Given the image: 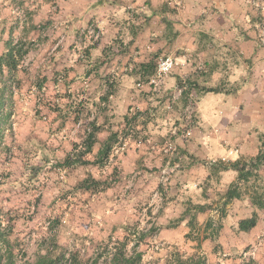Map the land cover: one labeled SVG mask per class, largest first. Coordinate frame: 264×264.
I'll list each match as a JSON object with an SVG mask.
<instances>
[{"label":"crops","instance_id":"1","mask_svg":"<svg viewBox=\"0 0 264 264\" xmlns=\"http://www.w3.org/2000/svg\"><path fill=\"white\" fill-rule=\"evenodd\" d=\"M38 1L36 7L28 9L31 13H27V19L16 24L12 31L16 32L18 41L40 43L39 47L44 51L36 53L31 61L42 63L43 74H49V70L58 72L60 68L70 70L57 82L49 83L50 100L55 99L56 93L70 94L74 88L81 87L85 94L97 88L92 81L100 77L101 70L85 71L86 66L81 63L85 62L86 55L100 59L102 52L111 46V53L100 60L109 61L110 64L105 65L120 83L117 89L127 95L126 104L131 106L129 101H133L143 110L152 109L149 115L152 119L142 118L131 129L134 135L124 137L126 151L118 157V169L124 176L139 171L137 184H132L134 190L145 187L144 183L150 179L147 171L151 167L159 173L163 158H171V155L164 154L160 145L170 123H185V108L192 101L195 108L194 121L189 129L191 136L185 142L181 137L174 139L187 167L173 175L169 186L172 193L176 191V198L161 206L158 217H192L195 211L191 208L199 205L207 209L196 217H219L217 210L208 207H216L218 200L223 202L224 198L216 196L224 195L230 185L240 186L242 182L238 183L237 173L229 169L217 167L210 172L212 167L205 165V161L234 162L240 158H254L260 151V138L264 135V47L256 39V34L259 35L260 29L264 28V22L256 23L259 16L264 20V6L251 0ZM40 23L44 24L43 28ZM259 25H262L260 29ZM90 28L94 29L96 36L87 32ZM86 29L84 37L77 36L80 30ZM41 31H44V38L40 40ZM77 47L84 48L82 53ZM3 52L4 42L0 43V54ZM164 58H170L174 63L164 85L155 90L143 83L138 93L132 91L133 84L127 81L128 77L137 81L148 80L155 63ZM76 62L80 64L70 69ZM127 62H135V65L133 68L129 66L124 71L128 74L123 75ZM181 81L191 84L183 95L178 92ZM209 88H218L219 93H206L205 89ZM20 102L22 100L16 104ZM25 102L31 103L29 100ZM99 124L98 121L96 126ZM79 125L80 122L72 123L71 120L64 122L60 132L50 139L59 140L61 145L54 148L51 144L44 154L54 153L62 160L71 151L69 143L74 133L68 128ZM147 133L150 137L144 143L140 142L143 143L140 148L138 137ZM148 141L158 145L149 151ZM101 147L94 145L83 160L89 161V155L96 156ZM84 167L87 166L58 168L67 173L66 181L60 186L68 185L66 188L72 189L70 186L77 183H72L71 173L77 174ZM261 168L263 171H258V178L262 174L264 177V166ZM114 188L95 194L77 188L74 198L64 197L63 200L66 204L74 202L75 210L71 208L68 213L76 217H132V201L124 196L126 191L119 195ZM249 195L244 197L246 199L231 200L226 205V213H229L226 217H236L243 205L252 207ZM186 209L190 211L184 215ZM253 212L259 218L263 217L258 210ZM107 223L109 230L104 234L110 231Z\"/></svg>","mask_w":264,"mask_h":264},{"label":"rangeland","instance_id":"2","mask_svg":"<svg viewBox=\"0 0 264 264\" xmlns=\"http://www.w3.org/2000/svg\"><path fill=\"white\" fill-rule=\"evenodd\" d=\"M6 1L0 0V43L9 37L13 43H16L18 36L16 32L12 31V28L20 21L27 19V13H31L28 9L31 6L36 7L39 1L9 0L5 3ZM32 1H34L33 4H31ZM263 22L264 20L260 16L256 19L257 25L263 24ZM39 25L40 28L44 27L43 23ZM261 26L259 25L258 28L260 29ZM255 30L257 31V29ZM86 31L87 29L80 30L77 36L84 37ZM42 33L44 31L40 32V40L44 38ZM11 34L13 35L11 36ZM90 35L96 36L95 31ZM256 39H258V34H256ZM97 40L99 39L97 38ZM20 42L23 41L20 40ZM23 43L28 47L29 54L27 53L28 55L23 58L19 69L12 74L9 83L13 87L11 89L12 100L15 103L22 100V103L13 105L12 110L8 111L11 130L5 134L3 142V147H7L8 150L0 147V212L2 217H12L14 234L21 241V250L26 253L25 260L18 264L32 263L40 242L51 235H55L60 244L66 246L70 251L78 252L80 257L86 260L92 257L96 248H99L97 246L107 243L109 237L113 241H123L124 236L131 233L135 234V238L134 236L130 238L132 243L141 234L146 235L138 248L143 253V261L146 264H164L166 255L174 248L185 257L200 254L207 259L209 264H242L247 258L254 259L257 264H264V206L259 208L243 205L240 214L237 213L236 217L234 215L226 217L229 215L226 213V205H224V201L218 200L216 207L209 206L208 208L217 210L216 215L219 217H196L190 236L185 238V235L190 232L186 225L190 217H185L183 222L178 221L181 217H158L161 206L172 202L174 197L176 198V191L174 190L173 194L169 186L173 176L169 184L162 186L160 185V170L158 173L157 169L151 167L147 171V177L150 179L144 183L145 187L140 186L141 190H137L138 188L134 190L132 184H137V178L140 177L139 171L124 176L122 170L118 169L120 163L118 157L126 151L124 137L134 135L131 129L136 127L142 118L151 120L149 115H151L152 109L143 110L142 106L133 104V101H129L132 103L131 106L126 104L128 103L127 95L117 89L120 83L116 81V76L108 71L109 66L105 65L106 63L110 64L109 61L100 60L105 54L111 53V46L105 50V53L102 52L100 59L95 60L92 56L86 55L85 62L81 63L86 66L85 71L101 70L102 76L95 77L96 81H92L97 88L89 94L83 93L81 87L74 88L70 94L56 93L55 99L50 100L49 83L57 82L59 77L66 76V72L70 70L60 68L58 72L49 70V74H43L42 63H34L31 59L36 53L43 52L44 49H40V43L35 44L28 41ZM77 48L82 53L84 48ZM134 55L136 54L134 53ZM157 63L153 67L152 74L157 68ZM79 64V62L73 63V67L70 69ZM134 65L135 62H127L122 74H128L124 71L129 66L133 68ZM128 78L127 81L131 85L133 84L134 90L132 91L136 93L143 83H148V80H132L131 76ZM93 79L94 77L91 80ZM15 83L19 86L17 90ZM62 96L67 98L62 99ZM27 100L31 103L27 104L25 102ZM68 120H71L72 123L80 122L79 126L68 128L70 132L74 133L71 137L73 140H70L69 143L71 146L69 154L74 157L72 159L77 157L86 159L83 154V141L86 135L92 131V124L95 123L94 126H96L98 121L100 123L96 126L98 127L96 131L93 130L96 138L94 145L99 147L106 143L107 135L117 134L116 140L111 144L112 151L108 159L104 161L103 167L98 168L92 165L93 167L82 168V171L77 174L71 173L72 183H77L75 186H70L72 189L66 188L68 185L60 186L63 181H66L65 174H67L58 169L60 166L57 164L62 161L61 158L54 153L44 154V150H48L51 144H54L52 146L54 148L61 145L59 140L54 142L50 139L55 133L60 132L61 126ZM178 123L180 122H173L167 126V132L160 146L164 148L168 143L175 146V152L171 157L177 162L179 161V171H182L187 167V161L180 158L182 153L173 140L171 131L177 128L178 133H181L182 130L187 129V126H184V122H181V125H177ZM149 137L148 133L139 135L137 144L144 143ZM181 138L185 142L189 137L182 136ZM143 143L139 144L140 148ZM73 145H76L75 149H73ZM154 145L158 144L154 141L146 143L149 151L153 150ZM139 147L137 146V149ZM260 151H264V148H260ZM94 155L88 156L92 163L96 158ZM250 159L240 158L239 160L244 163ZM167 161V158H163L160 169ZM228 163L230 162L225 161V164ZM212 170L213 168L210 169V172ZM260 170L263 171L262 168ZM87 176H91L96 181L106 180L108 183H112L110 189L115 187L114 189L119 195L126 191L124 196L132 201L130 207L132 217H76L74 214L70 215L68 210L71 208L75 210L74 202L68 201L66 204L63 198H74L77 185L81 179L83 180ZM258 176L260 174L257 173V177H250L240 186L236 184L240 197L244 198L251 193H256V195L262 196L260 199L264 203V177L263 174L261 178ZM129 184L131 185L130 193V187L124 188ZM201 191L204 192L202 189ZM178 193L181 194L179 191ZM216 197L224 198V195ZM182 198L184 199V194H182ZM253 210H258L263 216L258 218L260 222L258 221L255 229L248 232L239 231L238 221L251 217L254 213ZM101 221L109 222L110 231L108 234H104V231L109 230V227H106L108 223ZM208 222L211 223V227L207 233L216 235L214 241L210 239L196 241V238L203 237L205 225ZM131 246L132 244L129 245V249ZM215 246H218L217 253H214Z\"/></svg>","mask_w":264,"mask_h":264},{"label":"trees","instance_id":"3","mask_svg":"<svg viewBox=\"0 0 264 264\" xmlns=\"http://www.w3.org/2000/svg\"><path fill=\"white\" fill-rule=\"evenodd\" d=\"M29 49L25 43L17 41L16 43L12 42L11 37L4 41V52L0 54V147L4 146V137L10 128V121L8 116V111L12 110L13 105L15 106V101L12 100V90L13 87L10 86L11 76L15 73L23 60L27 55ZM16 90L19 86L15 83ZM182 88L183 95L184 91L190 88L188 81H184L178 84ZM206 93H219L218 88H209L205 89ZM193 106L192 101L190 102ZM189 104V103H188ZM195 108V106H194ZM194 121V113L192 117V123ZM64 125V124H63ZM62 125V126H63ZM61 126V125H60ZM191 126L187 125V128L190 129ZM96 126H92V131L88 133L83 141V154L87 155L92 152V148L96 143L95 133ZM7 131V132H6ZM117 134H111L106 143H104L101 149L97 152V157L92 163L87 160H83L82 157H77L75 159L71 154L66 155L62 158L57 166L63 168H69L73 165L81 166H99L100 168L104 166V161L108 159L110 152L112 151V143L116 140ZM175 137L173 138V140ZM261 148H264V135L260 138ZM76 145H73L75 149ZM5 150H8L7 147H3ZM261 166H264V151H260L254 158H251L248 162H242L237 160L225 164V161H216L213 165L208 166L217 168L220 167L223 170H232L237 173V181L247 182L250 177H257V173ZM112 183L105 181H96V179L91 176H87L83 179L78 185L77 188L95 194L99 191H104ZM237 185L232 184L228 187L226 193L224 194V205H227L233 199H239L240 194L237 191ZM262 196L256 195V193H251L249 195L250 202L252 206L262 208L264 206L263 201L260 199ZM193 209L195 212L192 217L187 221L186 225L190 232L185 235V238L190 236L191 229H193L196 222V214L204 212L207 207L205 206H194ZM190 211L186 209L184 215ZM256 213H253L251 217L246 219H241L238 221V230L241 232H248L249 230L254 229L257 226L258 219ZM185 217H181L178 221L183 222ZM12 217H2L0 212V264H18L19 262L25 260L26 253H24L20 244L21 241L15 236L14 228L12 225ZM211 227V223H207L204 229V235L201 239L196 238V241L200 242L201 240H213L216 235H208L207 231ZM218 228H220L218 226ZM135 238V234H126L123 241H113L111 237L108 238V242L97 246L96 251L89 259L83 260L80 257V254L76 251H70L66 246L60 244L55 235H51L48 238H44L39 246L38 252L34 256L33 262L30 264H146L143 261V253L138 250L139 245L143 242L146 235L141 234L135 241L132 243L130 238ZM132 244L129 249V245ZM217 247H214V253H217ZM164 264H209L207 259L196 254L193 257H185L181 254L176 248L169 251L164 259ZM219 264V263H215ZM242 264H257L256 261L252 258H247Z\"/></svg>","mask_w":264,"mask_h":264},{"label":"built area","instance_id":"4","mask_svg":"<svg viewBox=\"0 0 264 264\" xmlns=\"http://www.w3.org/2000/svg\"><path fill=\"white\" fill-rule=\"evenodd\" d=\"M252 3L256 4L257 2H260L262 6H264V0H251ZM90 34L94 33V29L90 28L87 31ZM258 44L261 47H264V30H261L258 35ZM173 61L170 58H164L160 59L157 63V68L154 72V74L149 77L148 79V85L152 87V89L159 90L160 87H162L165 83V80L167 76L171 73L173 68ZM178 92H182V88H179ZM194 113V106L189 103L185 108V124L184 126L188 125L191 126L192 124V117ZM178 129L174 128L171 131V135L173 138L179 137L181 134L184 138H188L191 136L190 130L185 128L181 131V133H178ZM180 136V137H182ZM164 154L173 155L175 152V146L171 143H168L166 147L163 149ZM223 161V160H222ZM179 162V161H178ZM174 158L168 159V161L164 164V166L160 169V185L165 186L169 184V181L171 177L177 173L180 170V163H178ZM216 162V160H209L206 162L207 166H211Z\"/></svg>","mask_w":264,"mask_h":264}]
</instances>
